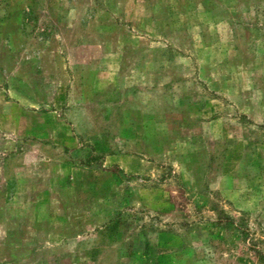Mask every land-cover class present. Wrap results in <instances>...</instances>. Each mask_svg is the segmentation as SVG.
I'll return each mask as SVG.
<instances>
[{
    "label": "rangeland",
    "instance_id": "374dc122",
    "mask_svg": "<svg viewBox=\"0 0 264 264\" xmlns=\"http://www.w3.org/2000/svg\"><path fill=\"white\" fill-rule=\"evenodd\" d=\"M255 249L264 0H0V264Z\"/></svg>",
    "mask_w": 264,
    "mask_h": 264
},
{
    "label": "trees",
    "instance_id": "16d2710c",
    "mask_svg": "<svg viewBox=\"0 0 264 264\" xmlns=\"http://www.w3.org/2000/svg\"><path fill=\"white\" fill-rule=\"evenodd\" d=\"M228 225H229V226H232V223L230 222ZM243 235H244V237L247 236V234H246V232H245L244 230L241 231L240 236H243ZM255 253H256V255H257V259H258L262 264H264V254L261 252V250H260V249H255Z\"/></svg>",
    "mask_w": 264,
    "mask_h": 264
}]
</instances>
